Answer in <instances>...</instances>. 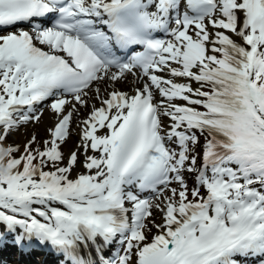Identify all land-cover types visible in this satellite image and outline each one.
<instances>
[{
    "label": "snow or ice",
    "instance_id": "obj_1",
    "mask_svg": "<svg viewBox=\"0 0 264 264\" xmlns=\"http://www.w3.org/2000/svg\"><path fill=\"white\" fill-rule=\"evenodd\" d=\"M45 111L44 138L5 147ZM7 247L264 264V0H0Z\"/></svg>",
    "mask_w": 264,
    "mask_h": 264
},
{
    "label": "rangeland",
    "instance_id": "obj_2",
    "mask_svg": "<svg viewBox=\"0 0 264 264\" xmlns=\"http://www.w3.org/2000/svg\"><path fill=\"white\" fill-rule=\"evenodd\" d=\"M124 86L125 85H122L121 87L124 88ZM41 124H42V121L38 125H41ZM38 125H34L33 127L30 128V130L32 131V133L39 134V135H43L42 131L39 130ZM73 127H75V124L73 125ZM23 130L26 131L24 128H21L20 131L14 132L11 135H9L8 138H7V140L4 142L5 147H7L8 145L19 144V145H21V151H22L23 150L22 145H23V143L25 142V139H26V136H25L26 134L24 133ZM32 133L29 132V135L32 134ZM39 138L42 139V137H39ZM69 140H71V141L73 140L71 136L67 140L66 144L63 146V149L62 150L64 151L65 154L70 149V147H68V145L71 144V143H69ZM80 170L81 169H78L77 171H80ZM186 179L188 181L189 187L191 188L193 186V177L190 174H186Z\"/></svg>",
    "mask_w": 264,
    "mask_h": 264
},
{
    "label": "bare ground",
    "instance_id": "obj_3",
    "mask_svg": "<svg viewBox=\"0 0 264 264\" xmlns=\"http://www.w3.org/2000/svg\"><path fill=\"white\" fill-rule=\"evenodd\" d=\"M123 89H127V85H125L124 86V88ZM83 111V110H82ZM49 124H50V114L47 112V111H45V114H44V116H43V118H42V124L41 125H38V127H39V130H41L42 131V133H43V135L45 136V128L47 127V126H49ZM34 125H28L27 126V129H25L26 131H24V133L26 134L25 136H27V135H29V132H31L32 133V131L30 130V128L31 127H33ZM33 129V128H32ZM21 130V129H20ZM19 130V131H20ZM36 135H38L39 137H42V138H44V136L43 135H39V134H36ZM71 137H72V141L71 140H69V143H71V144H69L68 145V147H70V149L68 150V152H66V155L71 151V150H73L74 149V147H75V144H76V142H77V140H78V136H77V134H76V129H75V127L73 128V133H72V135H71ZM70 138V137H69ZM81 159H82V157H81ZM79 169V168H78ZM78 169H76V171L78 170Z\"/></svg>",
    "mask_w": 264,
    "mask_h": 264
}]
</instances>
